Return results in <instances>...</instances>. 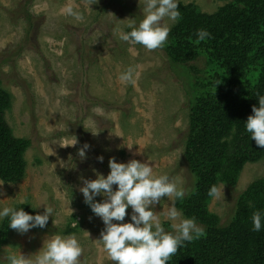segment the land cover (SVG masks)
<instances>
[{
  "label": "rangeland",
  "instance_id": "obj_1",
  "mask_svg": "<svg viewBox=\"0 0 264 264\" xmlns=\"http://www.w3.org/2000/svg\"><path fill=\"white\" fill-rule=\"evenodd\" d=\"M179 2L212 13L227 1ZM66 3L79 8L85 19L64 15ZM90 7L85 0H0V79L11 95L5 118L16 137L32 140L25 153L26 174L16 182L0 179V207L26 204L42 213L43 205H30L46 198L54 209L42 229L24 234L11 229L0 246V258L9 251L35 253L47 235L60 232L77 236L80 264H114L99 240L103 222L79 191L81 176L108 174L110 157L117 162L149 159L158 175L181 178L186 194L192 189L194 179L183 159L189 121L187 71L162 48L148 50L119 40L116 30L127 31L129 19H140L139 0H98ZM193 64L206 65L204 59ZM129 66L135 69L134 84L117 78ZM85 143L89 148L81 158L78 149ZM260 177L264 157L247 163L234 186L219 184L224 187L218 198L210 199L209 209L221 224L231 219L239 193ZM161 200L154 211L168 229L161 211L171 202ZM125 222H130L128 215Z\"/></svg>",
  "mask_w": 264,
  "mask_h": 264
},
{
  "label": "trees",
  "instance_id": "obj_2",
  "mask_svg": "<svg viewBox=\"0 0 264 264\" xmlns=\"http://www.w3.org/2000/svg\"><path fill=\"white\" fill-rule=\"evenodd\" d=\"M225 1L212 13L179 2L181 18L162 47L187 71L190 85L183 159L194 181L176 206L204 228L199 239L185 242L167 264H264V228L253 231L251 222L255 209L264 210V177L239 193L227 223L221 224L209 209L212 185L234 186L247 163L264 157V148L244 128L252 106L258 105L257 94L264 95V0ZM201 28L211 38L197 43L195 33ZM197 59L205 60L204 68L193 64ZM10 106L11 95L0 79V179L16 182L26 174L25 153L32 140L13 134L5 118ZM17 206L36 214L26 204ZM10 232L5 219L0 246Z\"/></svg>",
  "mask_w": 264,
  "mask_h": 264
},
{
  "label": "clouds",
  "instance_id": "obj_3",
  "mask_svg": "<svg viewBox=\"0 0 264 264\" xmlns=\"http://www.w3.org/2000/svg\"><path fill=\"white\" fill-rule=\"evenodd\" d=\"M85 3L88 9H92L90 6L97 4L98 0H85ZM178 4L179 0H139L140 19H129L125 26L127 31L117 29L119 40L141 45L148 50L162 48L171 25L181 18ZM61 11L75 21L85 19L84 13L74 8L72 3H66ZM195 35L197 43L211 38V33L203 28L197 29ZM135 75V69L129 66L117 78L121 82L134 84ZM257 100L258 105L252 106L244 128L255 144L264 148V95L257 94ZM235 131L232 130L233 134ZM75 144L76 140L68 145ZM88 148L89 145L85 143L78 149L79 157L85 158ZM97 159L103 163V156ZM148 161L133 158L127 162H117L110 157L106 176L97 172L95 179L80 177L83 186L79 191L83 194L84 203L103 222L99 240L114 264H167L185 242H192L204 234L203 226L197 224L195 218L185 217L183 211L176 207V201L182 200L187 191L182 179L167 173L158 175ZM223 187L212 185L208 195L218 198ZM97 196L101 197L99 201L95 199ZM162 197H167L171 202L166 210L161 211L169 222L168 229L162 226L160 216L154 211ZM45 200L41 198L35 206L30 205L33 209L44 206V211L36 214L26 212L15 203L2 206L0 221L7 219V227L20 234L36 227L42 229L54 214L53 207ZM129 208L131 211L126 212ZM126 215L130 222H125ZM251 222L253 231H261L264 228V210L255 209ZM81 255L82 246L74 233L54 232L46 236L42 247L35 253L26 256L20 250L9 251L0 258V264H80Z\"/></svg>",
  "mask_w": 264,
  "mask_h": 264
}]
</instances>
